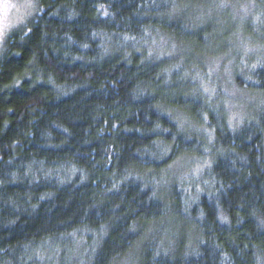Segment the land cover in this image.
Instances as JSON below:
<instances>
[{
  "label": "trees",
  "instance_id": "trees-1",
  "mask_svg": "<svg viewBox=\"0 0 264 264\" xmlns=\"http://www.w3.org/2000/svg\"><path fill=\"white\" fill-rule=\"evenodd\" d=\"M33 1L39 10L0 49V264H41V245L85 232L88 248L92 231L85 264H264V104L230 126L190 74L130 48L161 33L207 55L226 36L208 24L188 33L171 15L208 0ZM248 1L264 13V0ZM254 34L264 44V27ZM262 55L234 83L264 100ZM188 157L210 161L209 189L184 211L157 183Z\"/></svg>",
  "mask_w": 264,
  "mask_h": 264
},
{
  "label": "rangeland",
  "instance_id": "rangeland-1",
  "mask_svg": "<svg viewBox=\"0 0 264 264\" xmlns=\"http://www.w3.org/2000/svg\"><path fill=\"white\" fill-rule=\"evenodd\" d=\"M183 4L171 17L182 19L184 24L188 25V33L197 32L208 24L213 27L212 36H226L217 46H207V55H197L189 51L188 47L161 33L147 34L140 44L132 41L130 48L145 50L151 62L171 64L175 73L190 74L189 77L182 78L191 86H196L197 93L200 99L207 103V108L224 112L229 125L238 126L251 118L253 112L264 104L260 95L238 88L234 83L235 77L246 80L264 54L263 39L254 34L263 31V10L248 0H208L202 4ZM37 10L39 9L33 0H0V49L6 36L22 26ZM246 31L248 35L245 34ZM144 42L148 43L145 44L146 49H140ZM124 44L130 45L127 42ZM185 62L187 66L183 65ZM192 96L195 97V94ZM171 117L188 137L203 136L206 144H212V136L204 127L194 124L180 113H174ZM209 164L207 158L201 160L188 157L177 160L160 176V183H157L160 194L165 191L167 194H178L181 209H190L209 189L208 184L204 182V172ZM170 223L172 222L169 220L163 222L159 229L169 234L173 230ZM90 233L88 248H84L89 234L85 232L44 243L37 248L33 256L41 264H58L59 261L65 264H85L83 250L93 251L91 248L98 237L97 232ZM126 261L128 264H136L131 258Z\"/></svg>",
  "mask_w": 264,
  "mask_h": 264
}]
</instances>
